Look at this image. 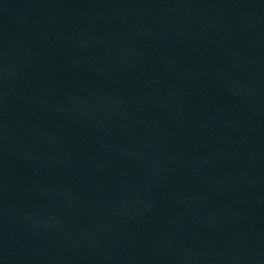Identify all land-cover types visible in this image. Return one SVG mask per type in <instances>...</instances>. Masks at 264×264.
Listing matches in <instances>:
<instances>
[{
  "label": "water",
  "instance_id": "obj_1",
  "mask_svg": "<svg viewBox=\"0 0 264 264\" xmlns=\"http://www.w3.org/2000/svg\"><path fill=\"white\" fill-rule=\"evenodd\" d=\"M0 264H264V0H0Z\"/></svg>",
  "mask_w": 264,
  "mask_h": 264
}]
</instances>
